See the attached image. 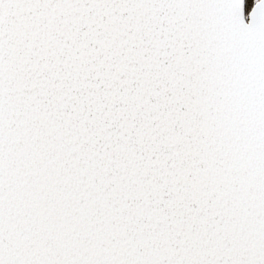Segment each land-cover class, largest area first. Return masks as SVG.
Returning <instances> with one entry per match:
<instances>
[{
	"label": "snow or ice",
	"instance_id": "6c2138e0",
	"mask_svg": "<svg viewBox=\"0 0 264 264\" xmlns=\"http://www.w3.org/2000/svg\"><path fill=\"white\" fill-rule=\"evenodd\" d=\"M0 264H264V0H0Z\"/></svg>",
	"mask_w": 264,
	"mask_h": 264
}]
</instances>
